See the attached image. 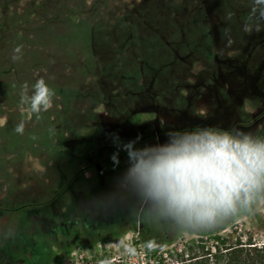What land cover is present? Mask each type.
<instances>
[{
	"label": "rangeland",
	"instance_id": "1",
	"mask_svg": "<svg viewBox=\"0 0 264 264\" xmlns=\"http://www.w3.org/2000/svg\"><path fill=\"white\" fill-rule=\"evenodd\" d=\"M55 1L65 4L70 0H0V21H12L16 15L24 19L29 15L28 5H52ZM77 1L101 7V13L96 10L88 15L96 22H100L101 14L112 18L115 9L123 11L140 2ZM165 5V14L158 13L162 17H143L148 29L131 46H125L126 33L115 27L113 43L97 52V63L75 62L77 57L65 54L70 52L68 49L50 48L47 50L51 52L62 51L54 53L58 62L42 64L43 55L35 53L33 69L26 72L30 65L26 67L24 62L32 56L24 51L29 39L19 44V81L46 78L50 89L57 90H52L50 107L54 102L59 110H50V115L36 122L31 114L12 116L15 125L23 121L24 130L34 126L41 136L28 147L19 146L9 153L0 149V264H99L105 258L117 264H176L177 257L170 254L192 243L211 246L213 238L221 234L237 232L231 241L238 235L243 240L247 235L264 240V201L254 205L251 212L237 216L222 232L221 226L210 231L175 232L139 219L143 206L135 196L110 198L128 166L127 152L113 150L117 144L134 141V147L143 148L155 142L162 144L168 138L148 135L153 114L133 116L140 107L145 108L150 95L158 107V129L172 122L179 124V131L190 130L188 121L193 118L194 128L238 126L252 133L264 130V114H238L222 124L221 114H212L221 112V93L208 89L229 66H241L254 73L253 79H264V66L260 65L264 63V4L255 0H176L174 7ZM156 18L164 25L155 23ZM169 22L176 25L175 29H168ZM14 36L13 32L1 35L0 46L4 45L2 41L10 44ZM12 48L6 49L10 51L6 58L12 59ZM29 50L39 51L36 47ZM134 58L140 63L131 62ZM85 66L91 69L88 77L83 72ZM13 76L7 74L0 82L11 86ZM249 83V97L230 111H250L254 107L262 110L258 100L264 93L259 85ZM205 89L208 93L201 95ZM31 92L27 88L28 95ZM19 94L16 91L3 100L5 103L0 102L5 112L0 113V127L7 122L5 114L25 108L20 106ZM187 95L192 101L184 99ZM124 113L131 115L129 121L120 120ZM71 120L75 123L70 125ZM150 137L153 139L149 142ZM61 169L66 175H58ZM5 179L11 185L4 183ZM121 238L137 247L136 257L127 256L117 246ZM148 240H154L159 250L149 252L144 247Z\"/></svg>",
	"mask_w": 264,
	"mask_h": 264
},
{
	"label": "clouds",
	"instance_id": "2",
	"mask_svg": "<svg viewBox=\"0 0 264 264\" xmlns=\"http://www.w3.org/2000/svg\"><path fill=\"white\" fill-rule=\"evenodd\" d=\"M264 4V0H255ZM12 59H20L21 46L13 49ZM22 87L21 103L37 115L51 106L53 92L39 78ZM203 115V110L202 114ZM24 122L14 128L24 133ZM123 145L128 166L117 180L116 196L131 194L143 206L139 219L175 232L210 231L237 216L249 213L264 201V130L256 133L215 126L173 131L162 144L134 147ZM129 257L137 247L125 238L116 242ZM144 247L153 251L154 240ZM99 264H112L105 258Z\"/></svg>",
	"mask_w": 264,
	"mask_h": 264
},
{
	"label": "trees",
	"instance_id": "3",
	"mask_svg": "<svg viewBox=\"0 0 264 264\" xmlns=\"http://www.w3.org/2000/svg\"><path fill=\"white\" fill-rule=\"evenodd\" d=\"M113 1H116V4L120 2V0ZM41 2L28 5L29 15L25 17L26 19H22L21 16L16 15L15 19L12 21H0V36L5 35L7 32H13L15 35L12 37L13 41L10 44H5V42L2 41L4 45L0 46V80H3L7 74L14 75V83L11 84V86L0 82V99H2L0 102L5 103L3 100L10 98L16 91L20 93L19 96L21 97L22 87L25 84L32 91V85L37 79L41 78L37 76L33 82L29 83L19 81V76H16L18 75V70L16 68L21 62L18 60L14 61L11 57L6 58V55L10 52L6 50L8 47H13L12 49H14V46H18L20 43L21 45L23 43L26 44L27 39H29L28 44H26L28 46L25 48L23 47L25 54L32 55L24 62L26 67L30 65L25 69L26 72H30L33 69L31 65H34V61L32 60L36 58L35 53L41 56L43 55L41 58L42 64L58 62V56L54 55V53L62 54V51L57 52L58 50H53V52H51L47 50L50 48L68 49L70 52L64 53L70 54L74 58L77 57L76 60H73L75 62H83L85 65L97 63L95 59L99 55L97 52L103 49L107 43H113L114 38L112 34L115 27H117L116 29L120 31V33H126L123 38L126 42L125 46H131L139 39L141 33L148 29L145 19L142 20L143 17L149 15H155L157 17V15L161 16L165 14V12H163V10L166 9L165 4L168 5V3H170V5L174 7L176 0H140L137 4L128 5V9L126 10L124 9L121 11L120 9H115L112 13V18H108L101 14V19H99L100 22L90 21L88 19L90 13L96 10H99L100 13L102 12L100 6L94 7L95 3L89 5L77 0H70L65 4L55 1L52 5H48ZM102 2L108 4L106 0ZM159 12H161V15L158 14ZM156 20L158 21L155 23L158 25H164V22H162L160 18H156ZM167 24L168 29H175L176 25L172 22ZM5 47L7 48L5 49ZM33 47L38 48L39 51H30L29 49ZM43 53L50 57L44 56ZM131 62L139 64L140 59L134 58ZM139 71L140 69L136 68V72ZM83 72L86 74V77H88L91 73V69L85 66ZM44 80H46V78H44ZM55 91L57 92V90ZM4 103H0V105ZM16 106L25 108L18 112L11 113L10 111L8 112L9 114H5L7 122L0 127V149L5 152L8 151V153L15 151L19 146H30V144L36 140V137L41 136L37 134L38 131L34 126L32 129H25L22 135L17 134L14 131L16 125L12 122L13 114H25L26 116L31 114L33 116V121L35 120L36 122L50 115V110L56 112L59 110V107H55L56 103L53 102V109L50 107L47 110H42L39 114V118H37L36 114L30 112L28 105L22 103V105ZM1 107L0 113L1 111L5 113ZM73 122L74 121L71 120L69 124L71 125ZM28 131L30 132L26 133ZM233 220L234 219L222 224L220 229L221 232L230 227ZM234 233L236 234L237 232L232 231V234L229 235L221 234V236H215L211 246L201 243H192L191 246L186 245L184 250L175 252L173 255L170 254V256L175 255L177 257L176 264H264V240L257 241L254 239L253 235H247L246 240H243L242 235H238L235 241H231L230 238L235 235ZM158 250L159 248L154 249V251ZM112 264L117 263L112 262Z\"/></svg>",
	"mask_w": 264,
	"mask_h": 264
},
{
	"label": "flooded vegetation",
	"instance_id": "4",
	"mask_svg": "<svg viewBox=\"0 0 264 264\" xmlns=\"http://www.w3.org/2000/svg\"><path fill=\"white\" fill-rule=\"evenodd\" d=\"M261 65V68L264 66V63L260 64ZM231 67V66H229ZM227 67V72H222L223 74H221V77H219V80L217 81L216 84H211L209 85V90L212 92V91H215V92H219L221 93V103L223 102L224 105H221V112H213L212 114H221V123L224 124L228 119H230L231 117L235 116V115H238V114H250V115H253V114H264V96L262 98H260V100H258L259 104L261 105L260 108L262 110L257 111V107L251 109L250 111H230L231 109H234L236 105H240L242 104L244 101H246V99L249 97V88L247 87L248 86V83H249V86H252L251 84L254 83V84H257L259 85L260 87V90H262V93H264V79L262 80L261 78H257V79H253L254 77V73L253 74H250L249 71H246L245 68H242L241 66H233L231 68ZM245 69V70H244ZM246 71V72H245ZM259 73L262 72V69H258ZM252 73V72H251ZM256 75V73H255ZM257 76V75H256ZM237 77V81L236 80H233V78ZM238 77L240 80H243L244 82H246L245 84H242L241 81L238 80ZM256 78V77H255ZM236 82V83H235ZM234 83L233 86H231V84ZM201 89H204L201 87ZM207 89H205L204 91L202 90V94L201 95H204L208 92H206ZM146 92V91H145ZM146 95V94H145ZM209 95L211 96V94L209 93ZM147 96V95H146ZM153 98V95H150L148 97V104L147 105H144L145 108H148V107H151L152 110H147L144 111V109L142 110V107H140V109L138 110V113L137 114H133V116H138L139 114H145V113H151L154 115L153 117V125L149 127V129L152 131V133H148V135L151 134L152 135H156L158 134L157 136L160 138V139H163V137L167 136L170 132H173V131H179L178 128H179V124L176 123H172L169 124V126L167 127L166 126V122L163 123V125H161V128H157V120H156V114H158V111H157V104H155V101L152 99ZM186 101H192V96H186L184 98ZM147 106V107H146ZM225 109H228L227 111ZM230 109V110H229ZM142 112V113H140ZM124 113L122 115V117L120 118V120H124V121H129V118L131 117L130 114L127 113ZM172 117V116H171ZM173 117H176L178 118L177 116H173ZM236 118V116H235ZM208 119V118H207ZM257 118L255 117L253 120H256ZM150 123V121L148 122V124ZM189 125H191L190 127V130L194 129L193 127V124H194V119L191 118V120L188 121ZM205 123V122H204ZM203 127V126H201ZM234 128L236 129H239V127L235 126ZM153 132H155V134H153ZM147 139V138H146ZM153 138H148L147 140L150 142ZM155 139V138H154ZM143 140L145 141V137L143 136ZM127 140L123 141V142H119L117 144V147L114 148L113 150H118V149H123V145L126 144ZM157 143L155 142L154 145H156ZM110 146V145H108ZM111 147V146H110ZM57 173V171H56ZM59 173V174H58ZM58 175H66L65 173V170L61 169L58 171ZM76 173V172H75ZM74 176H72L71 178H73ZM75 179V177H74ZM7 183V184H10L8 183V180H4V183ZM1 184V183H0ZM11 185V184H10ZM43 185V184H41ZM43 188V187H42ZM42 195H39V197L41 198V202H43L44 197L43 196V193H41ZM56 194V193H55ZM55 194H51L53 195V197L55 196ZM46 196V195H45ZM47 197V196H46ZM5 201H9V200H5ZM1 203V202H0Z\"/></svg>",
	"mask_w": 264,
	"mask_h": 264
}]
</instances>
